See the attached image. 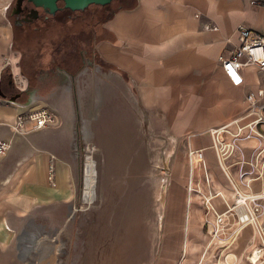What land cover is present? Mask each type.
<instances>
[{"label": "crops", "instance_id": "1", "mask_svg": "<svg viewBox=\"0 0 264 264\" xmlns=\"http://www.w3.org/2000/svg\"><path fill=\"white\" fill-rule=\"evenodd\" d=\"M250 1L116 0L96 43L102 65L83 61L74 74L51 70L66 77L61 80L60 74L55 75L51 82L59 84H51L50 93L42 98L36 87L32 95L16 96L14 102L6 94L0 96V140L10 141L9 150L0 155V264H57L61 236L77 205L71 154L74 106L72 99L60 101L57 91L61 83L87 70V84L90 79H101L103 86L106 78L120 80L144 114L158 121L153 126L154 148L160 154L168 144L166 155L158 154L156 162L168 174L162 178L166 184L162 248L154 264H176L181 247L184 255L178 264L197 263L208 237L205 218L214 217L211 212L206 217L202 196L215 194L211 203L217 213L224 209L219 194L233 199L210 132L245 111L246 94L264 79L255 67H246L244 84L232 86L217 61L237 46V24L263 31L264 11ZM10 2L0 0V74L13 63L16 51L6 17ZM44 58L47 63L48 55ZM99 70L109 76L102 79ZM19 84L15 83L14 90L26 87L24 80ZM29 97L38 99L25 105ZM43 106L56 111L58 126L24 134L11 130L18 115ZM239 145L241 155L236 151L229 163L251 159L253 142L240 141ZM193 150L201 152V161L193 162L189 170L187 153ZM237 169L233 165L234 176ZM259 187L258 181L251 183L252 190Z\"/></svg>", "mask_w": 264, "mask_h": 264}, {"label": "rangeland", "instance_id": "2", "mask_svg": "<svg viewBox=\"0 0 264 264\" xmlns=\"http://www.w3.org/2000/svg\"><path fill=\"white\" fill-rule=\"evenodd\" d=\"M13 52L8 73L20 86V81L27 80L17 68L20 53ZM88 73L60 81L57 91L60 101L72 99L74 106L71 154L77 192L76 210L61 236L57 264H154L162 248L161 213L166 192L162 178L168 174L157 165L158 148L152 143L153 126L158 121L144 114L119 79L106 78V86L101 79H90L87 84ZM98 75L102 79L109 76L101 70ZM48 87L50 84L44 88L45 94L50 93ZM167 147L162 148L161 157ZM86 156L95 161L96 173L90 184L84 180ZM88 187H92L91 192L86 191ZM250 231L245 229L237 238L235 253L243 250Z\"/></svg>", "mask_w": 264, "mask_h": 264}, {"label": "built area", "instance_id": "3", "mask_svg": "<svg viewBox=\"0 0 264 264\" xmlns=\"http://www.w3.org/2000/svg\"><path fill=\"white\" fill-rule=\"evenodd\" d=\"M250 4L264 11V0H251ZM235 32L237 46L229 56H218L217 61L229 83L238 87L245 82L243 70L246 67H255L264 74V29L254 31L239 23ZM245 98L248 103L245 111L210 132L212 148L233 190V199L228 201L219 194L224 209L217 213L211 203L215 194L202 196L206 217L210 212L214 217L211 221L205 218L209 224L208 237L196 264H264V79ZM58 125L56 115L43 106L18 115L11 130L24 134ZM246 140L253 142L251 159L244 161L241 158L229 163L236 151L241 155L239 142ZM9 148V140H0V155ZM187 154L190 170L193 162L201 161V152L193 150ZM233 165L238 168L236 176L232 174ZM49 172L52 179V170ZM253 181L259 182L258 190H252ZM188 190H191L190 186ZM245 228L251 229L250 235L243 250L235 253L233 245Z\"/></svg>", "mask_w": 264, "mask_h": 264}, {"label": "trees", "instance_id": "4", "mask_svg": "<svg viewBox=\"0 0 264 264\" xmlns=\"http://www.w3.org/2000/svg\"><path fill=\"white\" fill-rule=\"evenodd\" d=\"M112 2L107 5H90L82 11L76 12V19L63 23L62 33L56 37V42L62 46L60 53L55 56V67L65 70L69 74H74L76 69L82 66L83 61L102 65L96 52V43L103 36L102 24L110 16ZM42 37V36H41ZM13 47L20 49L22 56L19 60L20 71L23 76L33 79L40 75L39 68L48 63L45 62V54H49V47L45 44L34 43L21 37L13 40ZM63 50H67L62 52ZM74 50L78 55L77 59H72L69 55L67 61L64 60L66 53L71 54ZM71 65L73 67L71 68ZM54 67V66H53ZM9 74L8 67H4L0 76ZM54 76L60 73L53 72ZM60 79H65V75L60 74Z\"/></svg>", "mask_w": 264, "mask_h": 264}, {"label": "flooded vegetation", "instance_id": "5", "mask_svg": "<svg viewBox=\"0 0 264 264\" xmlns=\"http://www.w3.org/2000/svg\"><path fill=\"white\" fill-rule=\"evenodd\" d=\"M57 10L53 15L48 14L42 7H35L31 0H11L7 10L6 17L11 26L13 40L19 37L23 39H28L34 43H43L47 45L49 49L48 63L47 65L41 66L39 68L40 75L36 76L33 81L30 77H25L27 80L26 87L23 90H14V81L12 80L10 74H5L0 76V90L3 94L9 97H20V95H32L30 93L31 89H39V95L41 98L45 94L44 88L51 85L54 74H51V70H55V56L60 53L59 50L62 46L56 42V37L59 33L63 31V23L66 24L76 19V12L70 11L63 7L61 1L56 2ZM37 10V16L33 18L32 10ZM42 36V37H41ZM20 53V58L22 52L20 49H16ZM67 51L63 50L62 52ZM72 55V59H78V55L74 50L70 53L64 55V60L67 61V57ZM54 66V67H53ZM61 70V69H60ZM62 72V70H61Z\"/></svg>", "mask_w": 264, "mask_h": 264}, {"label": "water", "instance_id": "6", "mask_svg": "<svg viewBox=\"0 0 264 264\" xmlns=\"http://www.w3.org/2000/svg\"><path fill=\"white\" fill-rule=\"evenodd\" d=\"M57 1H61L63 3L64 8L76 12V11H82L90 5H101V6L107 5L111 3L113 0H31V2L35 7H42L45 10V12L51 15H53L57 10V5H56ZM32 16L33 18L37 16L36 9L32 10ZM0 96L4 97V94L1 92V90H0ZM37 99H38L37 97H31V98L29 97L25 105H29L34 101H36ZM10 101L14 102L15 98L11 97Z\"/></svg>", "mask_w": 264, "mask_h": 264}, {"label": "bare ground", "instance_id": "7", "mask_svg": "<svg viewBox=\"0 0 264 264\" xmlns=\"http://www.w3.org/2000/svg\"><path fill=\"white\" fill-rule=\"evenodd\" d=\"M93 154V153H92ZM90 155V154H89ZM88 163L86 165V170H85V179L87 184H90V180L93 181L95 173H96V168H95V161L91 156H86ZM85 182V181H84ZM89 182V183H88ZM92 183V182H91ZM88 192L92 191V187L86 188ZM84 195H87V193L84 191ZM85 197V196H84Z\"/></svg>", "mask_w": 264, "mask_h": 264}]
</instances>
